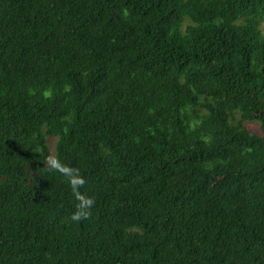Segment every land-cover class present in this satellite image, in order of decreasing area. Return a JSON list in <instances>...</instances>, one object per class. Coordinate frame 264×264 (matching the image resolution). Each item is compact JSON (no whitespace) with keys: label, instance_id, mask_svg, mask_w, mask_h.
I'll list each match as a JSON object with an SVG mask.
<instances>
[{"label":"trees","instance_id":"trees-1","mask_svg":"<svg viewBox=\"0 0 264 264\" xmlns=\"http://www.w3.org/2000/svg\"><path fill=\"white\" fill-rule=\"evenodd\" d=\"M263 27L264 0H0V264H264Z\"/></svg>","mask_w":264,"mask_h":264},{"label":"rangeland","instance_id":"rangeland-1","mask_svg":"<svg viewBox=\"0 0 264 264\" xmlns=\"http://www.w3.org/2000/svg\"><path fill=\"white\" fill-rule=\"evenodd\" d=\"M246 125L250 131L256 132V133L260 132V126L257 122H247Z\"/></svg>","mask_w":264,"mask_h":264},{"label":"clouds","instance_id":"clouds-1","mask_svg":"<svg viewBox=\"0 0 264 264\" xmlns=\"http://www.w3.org/2000/svg\"><path fill=\"white\" fill-rule=\"evenodd\" d=\"M90 203H91V201H89V204ZM86 214L87 213H83V215H86ZM72 218L75 219V220H79V219L82 218V214H74Z\"/></svg>","mask_w":264,"mask_h":264}]
</instances>
